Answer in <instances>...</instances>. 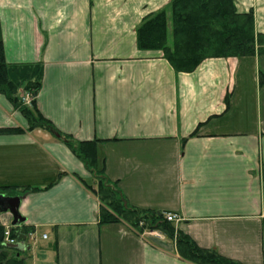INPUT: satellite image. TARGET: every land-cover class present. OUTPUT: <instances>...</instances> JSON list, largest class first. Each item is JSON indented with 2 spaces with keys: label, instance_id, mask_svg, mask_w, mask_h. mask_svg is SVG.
<instances>
[{
  "label": "crops",
  "instance_id": "crops-1",
  "mask_svg": "<svg viewBox=\"0 0 264 264\" xmlns=\"http://www.w3.org/2000/svg\"><path fill=\"white\" fill-rule=\"evenodd\" d=\"M261 1L235 0L264 34ZM169 3L0 0V58L2 47L10 65L41 66L36 110L55 127L30 130L0 91V194L21 197L33 228L15 244L24 264H197L159 230L103 222L96 174L63 136L92 143L131 206L176 213L199 247L264 264V52L178 72L137 43L142 20Z\"/></svg>",
  "mask_w": 264,
  "mask_h": 264
},
{
  "label": "trees",
  "instance_id": "trees-1",
  "mask_svg": "<svg viewBox=\"0 0 264 264\" xmlns=\"http://www.w3.org/2000/svg\"><path fill=\"white\" fill-rule=\"evenodd\" d=\"M170 20L172 43L168 38ZM137 43L140 49L162 50L178 72H191L207 58L246 57L254 56L257 50L264 52V34L256 32L253 10L239 11L235 0H170L168 8H162L142 20L137 28ZM42 73L39 64H8L1 47L0 91L23 113L30 130L42 128L54 131L52 123L36 110L35 98L42 85ZM24 93L32 96L30 104L23 101ZM226 100L228 102V97ZM6 130L9 129L1 128L0 133ZM62 138L96 174L97 186L90 188H94L101 201L103 222L122 219L140 231L159 230L175 238L179 254L197 264H243L221 255L215 249L199 247L190 236L176 231L172 222L165 218V213L128 204L116 184L101 174L92 143L75 142L68 136ZM8 188L3 186L0 190ZM35 189L29 186L22 192ZM32 230L24 223L9 229L0 223V264L25 262L21 254L24 250L7 245L6 232L9 239L21 243L27 240Z\"/></svg>",
  "mask_w": 264,
  "mask_h": 264
},
{
  "label": "water",
  "instance_id": "water-1",
  "mask_svg": "<svg viewBox=\"0 0 264 264\" xmlns=\"http://www.w3.org/2000/svg\"><path fill=\"white\" fill-rule=\"evenodd\" d=\"M20 196H4L0 194V208L4 211H10L13 215L12 225H19L25 221L19 212ZM8 246L16 247L15 244L7 243Z\"/></svg>",
  "mask_w": 264,
  "mask_h": 264
},
{
  "label": "built area",
  "instance_id": "built-area-1",
  "mask_svg": "<svg viewBox=\"0 0 264 264\" xmlns=\"http://www.w3.org/2000/svg\"><path fill=\"white\" fill-rule=\"evenodd\" d=\"M31 98H32V96H31L29 93H26V95H25L24 98H23V101H24L25 103H27V104H30V103H31ZM164 215H165V218H166L168 221H171V222L180 219L179 215H177L176 213L166 212ZM141 225H142V223H141ZM8 235H9V233H8V231H7V232H6V236H7V237H6V240H7L9 243H14L15 241H14L13 239H9Z\"/></svg>",
  "mask_w": 264,
  "mask_h": 264
},
{
  "label": "rangeland",
  "instance_id": "rangeland-1",
  "mask_svg": "<svg viewBox=\"0 0 264 264\" xmlns=\"http://www.w3.org/2000/svg\"><path fill=\"white\" fill-rule=\"evenodd\" d=\"M261 2H264V0H262ZM260 2V3H261ZM264 4L261 6L262 7V12H261V17H262V19H263V21H264ZM254 12V11H253ZM256 29V28H255Z\"/></svg>",
  "mask_w": 264,
  "mask_h": 264
}]
</instances>
